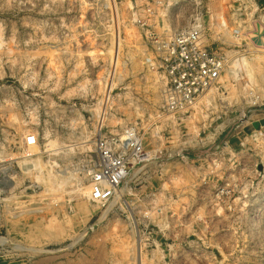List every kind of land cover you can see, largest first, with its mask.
Instances as JSON below:
<instances>
[{"label":"rangeland","instance_id":"rangeland-1","mask_svg":"<svg viewBox=\"0 0 264 264\" xmlns=\"http://www.w3.org/2000/svg\"><path fill=\"white\" fill-rule=\"evenodd\" d=\"M192 27L226 70L171 114L149 33ZM261 38L264 0H0V264H264ZM128 131L147 160L94 202Z\"/></svg>","mask_w":264,"mask_h":264},{"label":"built area","instance_id":"built-area-1","mask_svg":"<svg viewBox=\"0 0 264 264\" xmlns=\"http://www.w3.org/2000/svg\"><path fill=\"white\" fill-rule=\"evenodd\" d=\"M158 50V66L167 85L164 89L165 109L171 114L184 112L215 89L226 70L227 62L204 44L202 29L192 27L158 37L149 33ZM259 50L264 54V38ZM35 136L26 139L36 145ZM143 140L135 131L122 138L101 140L90 171V199L106 203L112 200L132 170L147 160Z\"/></svg>","mask_w":264,"mask_h":264},{"label":"bare ground","instance_id":"bare-ground-1","mask_svg":"<svg viewBox=\"0 0 264 264\" xmlns=\"http://www.w3.org/2000/svg\"><path fill=\"white\" fill-rule=\"evenodd\" d=\"M28 250V249H27Z\"/></svg>","mask_w":264,"mask_h":264}]
</instances>
